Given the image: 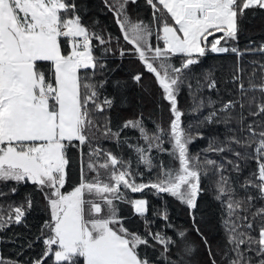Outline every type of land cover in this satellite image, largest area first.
<instances>
[{"label": "snow or ice", "instance_id": "1", "mask_svg": "<svg viewBox=\"0 0 264 264\" xmlns=\"http://www.w3.org/2000/svg\"><path fill=\"white\" fill-rule=\"evenodd\" d=\"M103 2L131 46L120 48V56H136L162 90L170 113L166 127L161 114L151 130L142 118L113 129L108 112L114 100L104 95L110 85L106 60L114 54L111 37L83 22L76 0H0V200L30 183L48 214L36 237L43 248L29 264H264V43L244 52L229 46L249 10H264V0H145L151 19L137 22L127 12L137 0ZM229 52L237 60L225 81L232 86L225 89V100L215 69L202 70V83L192 66L209 53ZM245 53L260 58L245 67ZM133 79L141 84L142 74ZM184 86L192 103L188 114L198 117L195 133L178 107ZM205 87L215 90V99L199 95ZM210 126L221 131L207 148L191 153L189 145L205 139L199 129ZM125 129L138 132L143 144L129 143L126 134L121 138ZM101 141L126 147L129 157L105 149ZM75 163L79 181L65 190ZM203 180L210 181L219 210L223 237L215 245L196 218L198 201L209 190ZM145 189L187 207L206 261L196 260L188 230L167 235L146 227L141 234L125 225L116 202L144 217L147 199L126 193ZM25 202L28 209L33 206L31 198ZM25 202L9 203L6 210L0 204V230L21 224ZM161 219L168 221L166 211ZM0 264L21 262L0 256Z\"/></svg>", "mask_w": 264, "mask_h": 264}, {"label": "trees", "instance_id": "2", "mask_svg": "<svg viewBox=\"0 0 264 264\" xmlns=\"http://www.w3.org/2000/svg\"><path fill=\"white\" fill-rule=\"evenodd\" d=\"M76 3L84 23L93 25L95 31L101 32L106 37H111V46L114 49V54H109L106 60V77L110 81V85L106 87L104 95H109L114 100L113 107L108 112L113 129L115 130L121 126L126 119L142 118L147 128L151 130L154 126L153 121H160L161 114L163 116L164 126L166 127L170 113L168 112L167 102L161 99L162 90L159 89L158 85L155 83L152 74L144 70L143 65L136 56L129 52H126L123 57L120 56V48L128 49L131 46L127 45L122 40V34L120 33L118 25L115 23V18L113 14L108 11L103 0H76ZM249 11L251 14L242 22L241 30L238 32V39L229 41V46H236L242 52H244L246 48L255 47L264 43V10ZM127 12L132 22H137L138 20L148 21L151 19V10L146 5L145 0H137L136 4L129 3ZM118 38H120L119 41ZM259 58L258 55L253 56L245 53L241 62L247 67L249 60ZM236 60L235 54L231 52L221 54L209 53L208 56L201 58V64L192 66V70L195 75L200 77L203 83V77L200 76L202 70L205 68L215 69L213 78L217 79V86L221 90L220 94L227 100L229 96L225 92V89H231L232 86L225 83V81L229 79ZM136 74H142L141 84H138L133 79V76ZM116 82L122 85L118 91L111 86ZM192 83L195 85V80H193ZM199 95L205 97L210 95L215 99L217 94L215 90L209 91L207 87H205ZM178 107L186 113L182 117L184 125L189 123L193 124L194 127L192 131L195 133L197 130L195 125L197 124L198 117L197 115L188 114L192 107V103L186 86L182 87L178 96ZM199 131L204 134L205 139L198 138L189 145L190 152L193 154L207 148L208 140L211 136L220 132L221 129L210 126L200 128ZM125 134L128 137L129 143L143 144V141H140L138 138V132L135 130L125 129L121 138H123ZM101 145L105 149L112 150L119 156L126 159L129 157L130 150L126 147H118L111 141H101ZM165 147H168V145H165ZM153 155H157V153L153 152ZM159 155L164 161L168 160L166 154ZM207 155L212 159L220 161V156L215 153H207ZM222 155L227 156L228 154L224 153ZM132 159L135 161L134 154ZM140 171H144L143 166H141ZM148 176L149 173L145 172L144 179L147 180ZM79 178V164L75 163L70 166L65 190H71V187L78 183ZM202 183L203 186L209 190L205 192L198 201L199 206L196 210V218L201 230L207 236L208 240L215 245L220 242L223 237V232L219 224V210L217 202L213 199L210 181L203 180ZM4 190L7 191L6 188ZM126 195L131 198H145L148 201V212L144 217L136 215L130 204L119 201L116 202L118 204L119 214L125 217L124 223L130 230H136L141 234H145V228L149 227L154 231L158 230L167 235H171L173 232L180 229L188 230L189 238L193 241L197 249L195 253L196 260H207L204 246L200 242V237L191 230L192 218L185 205H182L166 194H161L162 198H159L153 195L152 190L149 189H145L144 192L141 193L127 191ZM26 198H31L33 200V206L30 209L27 208L25 202ZM22 202H25L26 214L21 224L17 225L12 223L10 227L0 230V256L4 257L6 260H18L21 264H29L30 259L37 257L43 248L42 241H37L36 237L39 235V230L44 221L48 219V214L42 195L36 192L35 186L30 183L19 185L15 195L10 194L0 200V204L3 205L4 210L7 209L9 203L18 205ZM165 211L168 215V221L161 219ZM145 220L150 223L146 225L144 222ZM166 223H171L173 227L166 228ZM29 244L32 246L29 247ZM159 247V245H156L157 249H159ZM148 252L150 255L154 254L153 249H148Z\"/></svg>", "mask_w": 264, "mask_h": 264}]
</instances>
